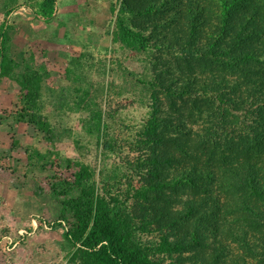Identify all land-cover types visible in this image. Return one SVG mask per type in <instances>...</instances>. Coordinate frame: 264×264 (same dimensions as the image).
I'll use <instances>...</instances> for the list:
<instances>
[{"label": "trees", "instance_id": "trees-1", "mask_svg": "<svg viewBox=\"0 0 264 264\" xmlns=\"http://www.w3.org/2000/svg\"><path fill=\"white\" fill-rule=\"evenodd\" d=\"M107 1L117 47L103 52L138 68L75 40L81 51L50 69L37 47L14 53L13 24L0 23V87L15 83L22 104L0 130L25 124L34 139L24 161L17 138L0 150V170L11 159L15 190L30 192L15 215L46 200L65 264H264V0ZM26 6L55 17L56 0ZM111 97L143 115L127 123Z\"/></svg>", "mask_w": 264, "mask_h": 264}, {"label": "rangeland", "instance_id": "rangeland-1", "mask_svg": "<svg viewBox=\"0 0 264 264\" xmlns=\"http://www.w3.org/2000/svg\"><path fill=\"white\" fill-rule=\"evenodd\" d=\"M17 1H19L18 6L15 7V4L10 6L15 8L12 15L5 16L3 12L0 14V23L13 24L10 34L12 35L11 45L14 53L15 50H28L37 47L39 53L44 54L46 52V55L43 56H46L50 69H52V65L60 68V66L66 65V56H74L81 51V48L72 42L76 40L88 44L89 51L95 57L118 58L123 67L132 70L139 67L135 62H127L125 55L120 52L117 54L103 52L106 47H117H113L110 36H106L108 22L111 20L107 0H56L55 17L46 22L40 18L38 20L33 19L31 9L26 6L27 4L34 5L41 0ZM90 19H92L91 23L88 21ZM29 35L32 38H29ZM18 92L19 89L15 83L2 82L0 87V114H10L15 109H21L22 104L19 101H17L16 107L13 106ZM110 105L122 108L123 117L127 123H134L143 115V110L139 109L136 104H132L131 100L126 97H111ZM71 126L78 128L76 118L72 121ZM11 129L16 131L18 135L17 133L14 135L9 133L10 130L8 129L0 130V136L4 133V138L0 141V150L11 149L12 138H17L21 144L12 152L11 157L20 158L24 161L26 156L23 145L33 143L32 130L25 124L14 125V128ZM58 147L57 150L61 151L63 155H78L77 151L69 144ZM93 156L91 149V159L94 158ZM2 164L7 169L6 171L5 169L0 170V230L5 231L4 228L6 229L5 234H7L8 239L0 238V264H65L63 254L60 253L58 246L61 241L60 233L53 229L49 230L48 226L54 221L51 205L46 200H42V213L40 215H32V212H29L19 219L15 212L26 209L25 200L21 201V197L29 198L30 192L22 188L15 190L17 186L13 183L16 182V177L11 174V171H7L11 169V159L2 160ZM52 168L57 175L63 177H69L72 172L62 170L56 164ZM46 176H48L47 173L42 176L41 187L47 190L48 179ZM2 190L10 191L12 197L9 198L7 193ZM32 219L36 223L35 229L30 224ZM44 223L47 228L44 227ZM10 240L12 243L7 244ZM4 252L7 253V256L4 255Z\"/></svg>", "mask_w": 264, "mask_h": 264}, {"label": "crops", "instance_id": "crops-1", "mask_svg": "<svg viewBox=\"0 0 264 264\" xmlns=\"http://www.w3.org/2000/svg\"><path fill=\"white\" fill-rule=\"evenodd\" d=\"M18 2L19 1H17L16 0V2H15V7L16 6H18ZM3 4V0H1V3H0V5H2ZM12 8H14V7H12ZM81 11V10H80ZM80 11H78V12H80ZM2 12H1V8H0V14H1ZM72 14V13H71ZM1 191V190H0ZM3 191V190H2ZM3 192H5V193H7L6 195L9 197V198H11L12 196L10 195L11 193H10V191L8 192V190H5V191H3ZM0 199H1V197H0ZM8 239V238H7Z\"/></svg>", "mask_w": 264, "mask_h": 264}, {"label": "built area", "instance_id": "built-area-1", "mask_svg": "<svg viewBox=\"0 0 264 264\" xmlns=\"http://www.w3.org/2000/svg\"><path fill=\"white\" fill-rule=\"evenodd\" d=\"M30 224H31V226H32V228H36V223H35V220L34 219H32L31 221H30ZM63 224V223H62ZM49 226V229L52 227V224H49L48 225ZM44 227L45 228H47V225L44 223ZM21 234V233H20ZM8 244H11V240L9 241V243Z\"/></svg>", "mask_w": 264, "mask_h": 264}]
</instances>
